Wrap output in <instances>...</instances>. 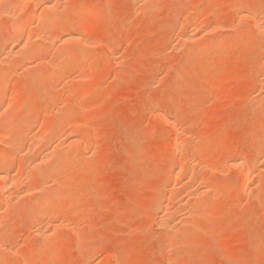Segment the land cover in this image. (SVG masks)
<instances>
[{"label":"rangeland","instance_id":"1","mask_svg":"<svg viewBox=\"0 0 264 264\" xmlns=\"http://www.w3.org/2000/svg\"><path fill=\"white\" fill-rule=\"evenodd\" d=\"M85 1L89 2L91 6ZM96 1L60 0L57 1L58 4L55 2L57 4L55 10L58 11H55V14L58 18L63 16L57 23L60 25L62 20V26L69 23L71 17L78 13V4L84 3L90 6L89 8L87 6L88 9L91 8V11L86 8V13L83 11L84 16L82 12V16L88 19L87 25H73L75 31L81 32L83 37L87 36L88 49L98 56V61L95 60L96 63L94 61V63L85 64L84 73L88 75V78L90 77L89 79H85L87 75H83L82 70L74 68L72 71L69 70L68 75L66 72L56 80L50 81V84H53L50 88L41 89L47 79L51 78L53 67L50 63L52 62L48 63L47 59L50 61L52 56H54L53 59H57L53 52L60 49L59 46L63 48L65 45L69 48L65 49L64 47L67 51L71 48L76 51L78 48L76 45L72 46L73 44L60 40H56L58 41L56 44L53 42L56 45L53 48V45H47L48 48L45 47L36 57L37 59L35 58L31 62V67L34 66L36 69L33 67L34 70L31 68L32 70L28 71L25 70V66L23 68L19 66L21 69L19 71L17 66V72L10 70L9 78H3L0 73V83L6 84L8 79L10 82V84L7 82L10 89L7 88L6 101L2 103L3 105L0 104V111H2L0 117L6 107H11V110L14 111L16 109L15 112L3 114L1 118L7 116L5 119L6 121L10 119V123L15 119L17 124L18 119L20 123L24 119L31 118L32 125H34L31 127L34 129V131L31 129V139H34L36 135L39 136H37L38 139L41 138L36 141V146L39 145L37 146L38 150L33 152L34 154L16 156L17 158L14 160L17 165L24 158L25 166L28 165L30 160L41 156L40 152L41 154L47 152L46 150H49L51 145L55 149L52 147L50 154L54 153L53 150L57 153V149L60 151L69 150V143L63 144L70 138H66L69 134H75L74 138L79 136L85 138L84 141H86V144L84 142L80 149V154L84 155L83 162L73 160V163L71 161L70 164H65L63 170L60 169L61 172L63 171L61 175L60 170L58 174L56 173L57 178L54 175V179L50 177L47 178L48 180L46 179L50 187L52 185L53 188H57L59 183L68 181L67 176H70V173L74 174L78 170L76 180L74 178L69 186L56 193L55 198L49 199V203L47 202V205H51L52 202V205L47 207L53 211V214L50 211L45 212L47 209L43 212L42 208H38V211V209L32 210L27 207L29 199L31 201L41 200L36 187L32 189L33 183L38 182L39 178L45 179L46 175L49 176L50 173L38 175V172L35 174V170L28 169V166L25 167L26 169H22L21 173L20 171L15 172L13 179L17 178V181L15 180L17 183L13 181L16 185L15 188L13 187V191L16 190L14 192L18 193L16 197L19 199L15 198L16 194H11L16 201L8 200L7 204L4 203L2 206L4 209L0 211L6 210V213L0 214L1 221L6 217L11 218L10 224L7 226L0 224V231L4 230L6 235L10 234L11 238L7 237L4 242L6 244L9 239L8 249H0V264H83L81 262L83 260L86 264H264V156L259 159V164L257 161V163L255 162V166L260 167L259 170H261L253 172L250 176L252 180L249 177V181L246 182L251 188L242 192L241 187H238L233 193L234 190L228 189L229 185L234 186L235 183L239 185L242 179L240 168L231 166L234 164V158L241 160L244 158L247 162L244 159L243 161L252 164L255 161L253 154L261 146V143H264V32L253 30L252 22L247 17L253 10H257L261 13L260 19L264 25V0H150L151 3L149 0L145 3L142 2L144 0ZM31 8V5H27L22 13H27ZM26 10L27 12H25ZM238 10H241V13ZM99 11L104 13H99ZM89 14L90 16H88ZM106 17L108 18L106 19ZM242 17L248 19L245 20ZM184 22L189 25L187 26ZM246 24L250 25L246 26ZM1 25L0 39L2 34H7L10 23L7 19H3L0 22ZM37 26L36 23L24 27L25 38L34 35L32 37L36 40L37 33L40 37L44 35L46 28L41 26H38L39 29L35 28ZM191 27L197 30L200 28V31H196L200 34L190 45L189 41L191 40H183L182 35L188 28L193 31ZM183 30L185 31L183 32ZM242 30L248 31L247 34L251 35L249 40L245 36L246 32L244 35ZM250 30H252L251 33ZM40 31L41 34L43 31L42 35ZM217 38L219 46L216 44ZM212 39L214 42L211 41ZM203 40L205 41L203 42ZM9 44L10 47L13 45L12 42ZM57 45L59 46L57 47ZM2 47L5 46L0 45V52L2 53L4 50L3 53H5L7 49ZM198 47H201L199 51ZM188 48H191L189 53H187ZM202 48H205L204 51ZM186 54H188L187 57ZM184 55L187 59L184 58ZM120 57L122 58L120 59ZM58 59L56 61L57 63L60 61L59 65L65 62L64 57ZM40 62H45L46 65L43 64V66ZM101 62L104 65H101ZM3 69L5 66L0 68V72H3ZM34 71L37 72L34 73ZM46 74H48V78ZM72 76L74 77L72 78ZM60 78L61 81L56 82ZM65 79L66 82H64ZM55 82L57 87L54 86ZM50 90L51 92H49ZM82 91H87V93ZM31 92L33 94H30ZM80 93H83V96H80ZM50 96L51 98H49ZM13 98L15 100H12ZM44 98L47 100L46 103ZM80 98L82 101L79 100ZM74 99L77 100L74 101ZM17 100L19 103H14ZM32 102L35 104L34 107L28 109V104ZM12 103L14 108L17 105L15 109ZM8 104L9 106H7ZM43 104L44 107H42ZM50 104L55 106V109ZM41 108L43 109L41 110ZM51 111L53 112L48 115ZM15 113L19 114L20 118H17ZM71 114L73 117H70ZM160 114L175 117L178 122L180 121L178 123L180 130L182 132L186 130V134L183 136L185 145L180 150H176L177 152L170 151V144L175 133L160 120V118L162 119ZM59 121L60 123L64 121L66 124L62 123L61 125ZM80 121L87 126L84 123V125L79 123ZM71 125L75 128L71 129ZM62 126H64L63 129H60ZM76 126L81 127L78 129ZM63 130L66 131L63 133ZM68 130L70 131L68 132ZM46 132L49 133L48 136L45 135ZM42 134L46 137V141L53 140L48 143L50 146L47 145ZM13 135L15 137L13 133L10 139L14 138ZM0 143L1 156L4 144ZM56 144L57 147L54 146ZM5 150L7 152L8 149ZM71 150H74L73 147ZM196 151L200 156L206 158L202 160ZM184 152L186 155H183ZM193 153H195L194 156L190 157ZM162 154L164 155L162 156ZM155 156L159 158V161L154 162L155 159H158ZM181 157L185 158L182 160ZM197 161L200 163L197 164ZM179 162L182 164L180 165ZM41 165H39V169L42 171L50 168V165ZM172 166L176 169L173 170ZM188 166L189 169H187ZM180 167H182V171L179 170ZM194 167L196 170L193 169ZM192 169L194 172H191ZM48 171L50 172V170ZM66 173L69 175L66 176ZM178 175L181 176V179ZM55 178L60 181L58 184ZM199 178L201 180L197 181ZM50 179H53L52 183ZM253 179L256 180V184ZM30 181L33 182L31 187L27 186V184L30 185ZM46 181L42 183L47 185ZM42 183L40 181V184ZM24 187L31 189H27L28 192L24 190ZM198 188L201 193H204H200L201 196L198 195L200 200L197 197L192 199V204L190 203V198H192L190 193L196 192V189L198 191ZM169 192L171 193L169 194ZM172 193H175L174 197ZM189 195L191 196L189 197ZM204 195H207V198ZM172 197L176 199L172 201ZM56 198L58 200L55 202ZM77 198L80 201H76ZM169 203L173 212L171 213L169 210V216L173 215L171 223L178 227L174 230L166 229L164 225L160 226L158 221V215L166 211ZM184 203L186 204L182 206ZM161 204L164 207V209L162 207L163 211L160 210L161 208L159 209ZM189 204L193 205L192 208L190 207L191 209ZM200 204L205 208L203 210L205 216H209L208 220L203 216L201 210L198 211ZM178 206L184 208L179 211ZM12 209L19 210L12 211ZM20 213L21 217H19ZM186 213L188 217H186ZM35 214L37 217L38 215L41 217L39 220L44 218L42 223L47 224L46 227H50V225L53 227L51 228L53 231L50 229L51 234L49 231L50 246L45 250L42 248L44 239L35 232L37 231L36 226L30 229L31 223L28 224L31 222L29 217H35ZM179 214L180 216H178ZM44 215L50 219L54 218L55 221L59 220L58 223L54 222L59 226L55 229L54 226L57 224H52L53 221ZM52 215L55 217L52 218ZM45 218L50 221V224L46 223L49 221H46ZM182 218H184V222ZM199 218L201 219L199 220ZM188 219H191L188 222H195V225L188 224L186 221ZM176 220L177 222H175ZM61 221L65 222L62 224ZM179 223L182 225H178ZM88 252L93 254L88 255ZM85 257L86 259H84Z\"/></svg>","mask_w":264,"mask_h":264},{"label":"bare ground","instance_id":"2","mask_svg":"<svg viewBox=\"0 0 264 264\" xmlns=\"http://www.w3.org/2000/svg\"><path fill=\"white\" fill-rule=\"evenodd\" d=\"M57 1H60V0H0V22L3 20V19H7L8 20V22L10 23V26H9V30L7 31V34L5 35H3L2 34V37H1V39H0V45L1 46H5V47H2L3 49H7V50H5L6 52L5 53H3V51H2V53L0 54L1 55V57H0V68L2 69V67L4 68V66H5V69H3V72H0V73H2L1 74V76L3 77V78H9V75H11L10 73V70L11 71H15L16 69H17V66H18V70L19 71H21V69H20V67L19 66H21L22 68L25 66V70H28V71H30V70H32L33 69V67L34 66H32L31 67V65L30 64H32L31 62L32 61H34L35 60V58L38 56V55H40V53L44 50V48L46 47V48H48L47 47V45L49 46V45H53L52 46V48L54 47V46H56L55 44H56V42H58L59 40L61 41V42H65V43H70V44H73L72 46H74V45H76L78 48H76V51L73 49V48H71L70 50H74V51H70V50H65V49H67L68 47H66V45L65 46H63V48L61 47V46H59V45H57V47L59 46L60 47V49H62V50H60L59 48V50L57 51H55V52H53L54 54H55V56H57V57H55V58H63L64 57V59H65V62L64 63H62V61H64L63 59H61L62 61H61V65H59V63H60V61L57 63V61L58 60H60V59H53L52 57H54V56H52L50 59V61L47 59V62L49 63V62H52V63H50L51 65H52V67H53V71H52V74H51V78H49V79H47V82H46V84H44V86L41 88V89H48V88H50L51 87V85H53V84H50L51 82L50 81H53V80H56L57 78H59V77H61L62 75H64L66 72H67V75H68V72H70L69 70H73L74 68L77 70V69H80V70H82V73H83V75H85V71H84V69H85V64L86 63H89V64H91L92 62L94 63V61L96 60V61H98V56H96L95 55V53L94 52H92V51H90V49H88V44H89V42H87L86 41V39H87V36H84V37H86L85 39H84V37H83V34L81 33V32H78V30L77 31H75V29H73V25H87L88 24V19H85L83 16H84V14L86 13V8H87V6H88V8L91 6L90 4H89V2H86L87 4H89V5H86V4H84V3H81V4H78L79 6H77V8H78V13L77 14H74L72 17H71V19H70V21H69V23H67L66 25L64 24L63 26L61 25V21H60V25H59V23H57V22H59L58 20L59 19H61V17H63V16H60V18H58V16L55 14V11H57V9L55 10V6L59 3H57ZM69 1V0H68ZM71 1V0H70ZM77 1V0H76ZM93 1V0H92ZM96 1V0H95ZM98 1V0H97ZM96 1V2H97ZM101 1V0H100ZM100 1H99V3H100ZM57 4H56V3ZM102 2V1H101ZM143 3H145V2H148V0L147 1H142ZM153 2V1H152ZM156 2V1H155ZM154 2V3H155ZM92 3V2H91ZM142 3V4H143ZM149 3H151L150 2V0H149ZM235 2L233 1V4H234ZM238 3H240V2H238ZM242 3V2H241ZM77 5V3H74V5ZM98 4V3H97ZM102 4V3H101ZM153 4V3H152ZM157 4V3H156ZM155 4V5H156ZM233 4H232V7H233ZM27 5H31L32 6V8L27 12V10L25 11V12H27V13H22V12H24V8L27 6ZM63 5V4H62ZM92 5H94L93 3H92ZM155 5H153V6H155ZM73 6V5H72ZM237 6H240V5H237ZM64 7V6H63ZM29 8V7H28ZM87 8V9H88ZM240 8V7H239ZM238 8V9H239ZM245 8V7H244ZM60 9V8H59ZM91 9V8H90ZM90 9H88V11H91ZM241 9V8H240ZM95 10V9H94ZM102 10V9H101ZM246 10V9H245ZM83 11H85V13L83 12ZM96 12H98V10H95ZM239 12L241 11V10H238ZM244 11V10H243ZM248 11V10H247ZM246 11V12H247ZM259 11V10H258ZM263 11V10H262ZM58 12V11H57ZM82 12H83V16H82ZM100 12H102V11H99V13ZM102 13H104V12H102ZM241 13V12H240ZM250 13V12H249ZM263 13V12H262ZM58 14V13H57ZM207 14V13H206ZM205 14V15H206ZM104 15V14H103ZM260 15H261V13L260 12H257V10H253L252 12H251V14H249V16H247L250 20H251V22H252V25H253V30H259V31H262V32H264V25H263V23H262V21H261V19H260ZM88 16H90V14L88 15ZM105 16V15H104ZM66 17V16H65ZM212 17V16H211ZM244 17V16H243ZM242 17V19H245L246 20V18L247 17H245V18H243ZM88 18V17H87ZM108 17H106V19H107ZM203 18H205V17H203ZM207 18V17H206ZM247 18V19H248ZM188 20H190V19H188ZM200 20V19H199ZM204 20V19H203ZM6 21V20H5ZM107 21V20H106ZM205 21V20H204ZM207 21H209V20H207ZM7 22V21H6ZM198 22V21H197ZM242 22H244V21H242ZM250 22V23H251ZM264 22V21H263ZM37 23V25L38 26H41V27H43V28H46V30H45V33H44V35H42L43 34V31H42V34H41V31H40V34L42 35L41 37L39 36V33H37L36 35L38 36V38L36 37V35H35V37L38 39H34L33 37H34V35H32V36H27L26 38H25V36H24V34H23V30H24V27L26 28V26H28V25H34V24H36ZM185 23V22H184ZM209 23V22H208ZM248 23V22H247ZM186 24V23H185ZM211 24V23H210ZM5 25V24H4ZM187 25V24H186ZM189 25V24H188ZM187 25V26H188ZM198 25V24H197ZM196 25V26H197ZM201 25V24H200ZM202 25H203V22H202ZM248 25H250V24H248ZM247 24H246V26H248ZM38 26L37 27H35V28H38ZM105 26V25H104ZM193 26V25H192ZM244 26V25H243ZM1 28H2V25L0 26ZM30 27V26H29ZM28 27V28H29ZM194 27V26H193ZM193 27H191L192 29H193ZM34 28V27H33ZM42 28V29H43ZM79 28V27H78ZM184 28V27H183ZM196 28H199V27H196ZM206 28V27H205ZM39 29V28H38ZM42 29H40V30H42ZM200 29V28H199ZM198 29V30H199ZM203 29V28H202ZM201 29V30H202ZM206 29H208V28H206ZM245 29V28H244ZM194 30H195V32H194ZM197 29H193V31H191L189 28L187 29V31H185V30H183V32L185 31L186 33L184 34V35H182V39L183 40H186V41H189V40H191V41H189L190 42V45L192 44V41L198 36V34H200V33H198V32H196V31H198ZM246 30H247V28H246ZM245 30V32H246V35H245V32L243 31V33H244V35L245 36H247L248 37V40H249V38L251 37V35L250 34H247L248 33V31H249V29H248V31H246ZM29 31V30H28ZM35 31V30H34ZM200 31V30H199ZM206 31V30H205ZM240 31H241V29H240ZM256 31V32H257ZM33 32V31H32ZM183 32H182V34H183ZM252 32V30H250V33ZM4 33V32H3ZM28 33H31V32H28ZM241 34V33H240ZM253 34V33H252ZM264 34V33H263ZM28 35V34H27ZM238 36H240V35H238ZM39 37H40V40H39ZM219 37V36H218ZM241 37V36H240ZM91 38V37H90ZM93 38V37H92ZM200 38H201V36H200ZM239 38V37H238ZM242 38V37H241ZM246 38V37H245ZM264 38V37H263ZM198 39V38H197ZM196 39V40H197ZM206 39H207V35H206ZM205 39V40H206ZM220 39H222V38H220ZM240 39V38H239ZM56 40H58V41H56ZM182 40V41H183ZM205 40H203V42L205 41ZM214 39H212L211 41H213ZM247 40V41H248ZM93 41V40H92ZM199 41V40H198ZM217 41H218V38H217V40H216V44H217ZM225 41V40H224ZM10 42H12L13 43V45H11V47H10V44L8 45V43H10ZM53 42L55 43V44H53ZM95 42V41H94ZM93 42V43H94ZM201 42V41H200ZM214 42V41H213ZM212 42V43H213ZM222 42V41H221ZM220 42V43H221ZM60 43V42H59ZM91 43V42H90ZM199 43V42H198ZM197 43V44H198ZM3 44V45H2ZM96 44V43H95ZM94 44V45H95ZM194 44V43H193ZM200 44V43H199ZM198 44V45H199ZM215 44V45H216ZM240 44V43H239ZM8 45V46H7ZM63 45V44H62ZM69 45V44H68ZM218 46H219V44H217ZM246 45H247V43H246ZM75 46V47H76ZM189 46V45H188ZM188 46H186V47H188ZM194 46V45H193ZM203 46V45H202ZM213 46V45H212ZM247 46H249V45H247ZM8 47H9V49H8ZM64 47H65V49H64ZM71 47V46H70ZM74 47V48H75ZM2 48H1V50H2ZM50 48V47H49ZM51 48V49H52ZM195 48V47H194ZM199 48L201 49V47H198V51H199ZM207 48V47H206ZM55 49H56V47H55ZM69 49V48H68ZM78 49V50H77ZM93 49V48H92ZM94 49H96V48H94ZM186 49V48H185ZM203 49V48H202ZM205 49V48H204ZM204 49L202 50V51H204ZM53 50V49H52ZM52 50H51V52H52ZM188 50L189 51H187V53H189V52H191L190 50H191V48L189 49L188 48ZM96 51V50H95ZM192 51H196V50H192ZM201 51V50H200ZM51 52H50V56H51ZM97 53V52H96ZM99 53H100V51H99ZM196 53V52H195ZM2 54H4L3 56H2ZM48 54V53H47ZM115 54H117V53H115ZM199 54V53H198ZM46 55V54H45ZM98 55V54H97ZM112 55V54H111ZM110 55V56H111ZM187 55L188 54H186V57H187ZM190 55V54H189ZM200 55V54H199ZM43 56V55H42ZM104 56V55H103ZM116 56V55H115ZM105 57V56H104ZM114 57V56H113ZM123 57V56H122ZM122 57H120V59L122 58ZM46 58V57H45ZM97 58V59H96ZM118 58V57H117ZM184 58H185V55H184ZM190 58V57H189ZM37 59V58H36ZM43 59V58H42ZM105 59H107L106 57H105ZM119 59V58H118ZM185 59H187V58H185ZM198 59V58H197ZM45 60V59H44ZM54 60V61H53ZM57 60V61H56ZM100 60V59H99ZM103 60V59H102ZM56 61V62H55ZM96 61H95V63H96ZM101 61V60H100ZM183 61V60H182ZM185 61V60H184ZM55 62V63H54ZM181 62V61H180ZM34 63H36V62H34ZM39 63V62H38ZM98 63V62H97ZM20 64V65H19ZM40 64L41 65H46V63L44 62H40ZM57 64V65H56ZM103 64V62H101V65ZM181 64H182V62H181ZM184 64V63H183ZM1 65H2V67H1ZM40 65V66H41ZM43 65V66H44ZM49 65V64H48ZM104 65V64H103ZM258 66V65H257ZM42 67V66H41ZM32 68V69H31ZM35 68V67H34ZM47 68H48V66H47ZM30 69V70H29ZM36 69V68H35ZM38 69H40V68H38ZM49 69V68H48ZM24 70V69H23ZM22 70V71H23ZM34 70V69H33ZM18 71V72H19ZM16 72H17V70H16ZM32 72V71H31ZM37 72V71H36ZM35 71H34V73H36ZM39 72V71H38ZM50 72V71H49ZM49 72H46V73H49ZM79 72V71H78ZM40 73V72H39ZM14 74H15V72H14ZM17 74V73H16ZM78 74H80V73H78ZM73 75V74H72ZM87 75V74H86ZM85 75V76H86ZM208 75V74H207ZM0 76V77H1ZM17 76V75H16ZM38 76H39V74H38ZM45 76V75H44ZM44 76H43V78H44ZM69 76H70V74H69ZM69 76H67V77H69ZM82 75H80V77H81ZM102 76V75H101ZM46 77L48 78V74H46ZM64 77V76H63ZM71 77V76H70ZM69 77V78H70ZM74 76H72V78H73ZM29 78V77H28ZM33 78V77H32ZM42 78V79H43ZM72 78H71V80H72ZM82 78H84V76H82ZM89 79L88 78V75H87V77H85V79ZM39 79V78H38ZM37 79V80H38ZM46 79V78H45ZM63 79V78H62ZM3 80V79H2ZM13 80H14V78H13ZM40 80H41V78H40ZM68 80V79H67ZM84 80V79H83ZM12 81V80H11ZM26 81V80H25ZM43 81V80H42ZM59 81H61V78L60 79H58V81H56V82H59ZM263 81V80H262ZM10 84V82H9V79L6 81V84L5 83H0V104H2L4 101H6V99H5V96H6V93H7V88H9L8 86H7V84L8 83ZM13 82V81H12ZM11 82V83H12ZM56 82H55V84H54V86H56ZM64 82H66V79H65V81ZM63 82V83H64ZM69 82H70V80H69ZM261 82V81H260ZM33 83V85H34V81L32 82ZM40 83V82H39ZM38 83V84H39ZM59 84V83H58ZM57 84V85H58ZM73 84V83H72ZM264 84V83H263ZM6 85V86H5ZM41 85H43V83H41ZM70 85V84H69ZM68 85V86H69ZM36 86V85H35ZM67 86V85H66ZM71 86V85H70ZM57 87V86H56ZM55 87V88H56ZM58 87H59V85H58ZM74 87V86H73ZM72 87V88H73ZM13 88V87H12ZM70 88V87H69ZM10 89V88H9ZM17 89V88H16ZM57 89V88H56ZM71 89V88H70ZM74 89V88H73ZM79 90H83V89H79ZM12 91V90H11ZM33 91V90H32ZM41 91V90H40ZM39 91V92H40ZM70 91V90H69ZM75 91V90H74ZM9 92V91H8ZM16 92H17V90H16ZM37 92V91H36ZM49 92H51V90L49 91ZM79 92V91H78ZM83 92V91H82ZM85 92V91H84ZM83 92V93H84ZM12 93H13V91H12ZM71 93V92H70ZM74 93V92H73ZM72 93V94H73ZM82 93V94H83ZM85 93H87V91L85 92ZM89 93V92H88ZM30 94H33L32 92L30 93ZM45 94H47V93H45ZM75 94V93H74ZM81 94V93H80ZM80 95V96H83V95ZM13 95V94H12ZM15 95H16V93H15ZM15 95L13 96L14 98H15ZM236 95V94H235ZM10 96H11V94H10ZM32 96V95H31ZM35 96V95H34ZM69 96V95H68ZM72 96V95H71ZM88 96H90V95H88ZM7 97V96H6ZM8 97H9V95H8ZM75 97H76V95H75ZM86 97V96H85ZM12 99V100H15V99ZM49 98H51V96L49 97ZM68 98H70V97H68ZM77 98V97H76ZM9 99V98H8ZM17 99V98H16ZM45 99V98H44ZM53 99V98H52ZM62 99V98H61ZM71 99V98H70ZM82 99H84L83 97H82ZM82 99L80 98L79 100H81L82 101ZM12 100H11V102H12ZM37 100V99H36ZM46 100V99H45ZM44 100V101H45ZM51 100V99H50ZM69 100V99H68ZM68 100H66V101H68ZM75 100H77V99H74V101ZM78 100V101H79ZM31 101V100H30ZM77 101V102H78ZM18 102V100L15 102L14 101V103H17ZM40 102V101H39ZM47 102V100L45 101V103ZM72 102H73V100H72ZM80 102V101H79ZM10 103V102H9ZM19 103V102H18ZM17 103V104H18ZM44 103V104H45ZM75 103V102H74ZM5 104V103H4ZM40 104V103H39ZM44 104H43V106L42 107H44ZM61 104V103H60ZM158 104V103H157ZM3 105V104H2ZM11 105V104H10ZM12 105H13V103H12ZM34 103L32 102V103H29L28 104V109H32L33 107H34ZM51 105V104H50ZM159 105V104H158ZM7 106H9V104L7 105ZM52 106V105H51ZM58 106V105H57ZM81 106V105H80ZM16 107H17V105H16ZM15 107V108H16ZM40 107H41V105H40ZM53 107V106H52ZM55 107V106H54ZM53 107V109H55ZM59 107V106H58ZM62 107V106H61ZM78 107V106H77ZM13 108H14V105H13ZM14 108V109H15ZM18 108H19V105H18ZM159 108V107H158ZM36 109V108H35ZM43 108H41V110H42ZM58 109V108H57ZM62 109H63V107H62ZM4 110V112L1 114V117H2V115L4 114V115H7V114H9V113H11V111L13 112L14 110L12 109L11 110V107H6V109H3ZM19 110H20V108H19ZM77 110H80V109H77ZM157 110V109H156ZM158 110H160V109H158ZM15 111H16V109H15ZM14 111V112H15ZM47 111H49V110H47ZM0 112H2V111H0ZM45 112H46V110H45ZM45 112H43L44 114H46ZM53 111H51V112H49L48 113V115H50V113H52ZM157 112H159V111H157ZM58 113H60V112H58ZM16 114V113H15ZM164 113H163V111H162V115H163ZM12 116H13V113L11 114ZM18 115L19 114H16V116H17V118H20V117H18ZM47 115V114H46ZM161 114H160V117L162 116ZM174 115V114H173ZM63 116V115H62ZM72 116V114L70 115V117ZM180 116V115H179ZM0 117V142H2L3 144H4V148L6 147L8 150H7V152H6V148L4 149L3 148V152H4V150H5V152H4V155L2 156V154H3V152H2V154H1V156H0V182H1V185H0V211H1V209H2V206H3V204L4 203H6L8 200H12L13 199V197L15 196V198H17V199H19L18 197H16L17 196V194L14 192V191H16V190H14L13 191V187L15 188V184H14V182L13 181H17V178L15 179H13V177L15 176V174L18 172V171H20V173L22 172V169H26L25 167H29L28 169H30V168H32V169H34L35 170V174H36V172H38L37 174L39 175H45V174H48V173H50L49 174V176L48 175H46V178L44 179L42 176V178H39V181L37 182H35V183H33L32 181H30V185H28L27 184V186H29V187H31V186H33L32 187V189H34L35 187V189H37V191H38V193L40 194V196H41V200H39V201H37V200H30L29 199V202H28V208L29 209H32V210H34V209H38V208H42L41 210H43V212L45 211V209H47L45 212H49L50 211V213H52L53 214V211H51V210H49V207H47V206H49V205H47V202L49 203V199H51L52 197L53 198H55V194L56 193H58L59 191H62L64 188H66L67 186H69V184L72 182V180L76 177V175L78 174V170L77 171H75V173L74 174H71L70 173V176H67V175H69V174H67L66 173V176L69 178L68 179V181H64L62 184H60L59 183V185H58V187L57 188H53L52 187V185H51V187H50V185H49V182L48 181H46V179L48 178V177H50V178H53L54 179V175H56V173L58 174L59 173V170L61 169V170H63V167L65 168V164H67V163H69V162H71L72 161V163H73V160H78L79 162H83V157H84V155H83V153L82 154H80L81 153V148H82V146H83V144H84V142H85V144H86V141H84V139L85 138H82V137H77V138H74L75 136V134L74 135H70L69 134V136H67L66 134H68V133H66L65 135L67 136L66 138L68 139V137H70L68 140H65L64 141V138L61 136V138L63 139V141H64V143L63 144H66V143H69V150L68 149H66V150H64V151H60V150H58L57 149V153H55V151L53 150V152L54 153H51L50 154V150L52 149V147H53V145H51V147H50V149L49 150H46L45 148V150L47 151V152H44V154H43V152H42V154H41V152L39 153L41 156H37L36 158H34V159H32V160H30V163H28V165H26L25 166V163L24 162H26V160H25V158H24V160L22 161V159H20L22 162L20 163H18V165L15 163V158H17L16 156H18V155H22V154H34L33 152H35V150L37 149V146L39 145H37L36 146V144H37V140H40V139H38V135H36V136H34V139L32 138L31 139V135L30 134H32L31 133V129L34 131V129L33 128H31V127H33L34 125H32L33 124V120L31 119V118H27V119H24V120H22V121H20V123H19V119H18V124L16 123V121L17 120H12V123H10L11 122V120L10 119H8V121H6V117L7 116H5L4 118H1ZM61 117V116H60ZM59 117V118H60ZM73 117V116H72ZM11 118V117H10ZM56 118V117H55ZM58 118V119H59ZM5 119V120H4ZM12 119H13V117H12ZM9 120H10V122H9ZM158 120H159V117H158ZM160 120H162V122H164V124H166L167 126H169V128H171V130H173L174 131V133H175V135H174V140L172 139V143L170 144L171 146H170V151L171 152H174V151H176V150H180L181 148H183V146L185 145V142H184V140H183V136H184V134H186V130L184 131L183 130V132L180 130V125L178 124L179 122H178V119H176L175 117H172V116H162V119L160 118ZM15 121V122H14ZM37 121V120H36ZM48 121V120H47ZM55 121V120H54ZM53 121V122H54ZM62 121V120H61ZM68 121H69V119H68ZM9 122V123H8ZM35 122V121H34ZM43 122V121H42ZM52 122V121H51ZM55 122H57V121H55ZM36 123V122H35ZM41 123V122H40ZM62 123H64V124H66V122H61L60 123V121H59V124H61L62 125ZM71 123V122H70ZM69 123V124H70ZM79 123H82V121H80ZM78 123V124H79ZM84 123V122H83ZM82 123V124H83ZM57 124V123H56ZM58 124V125H59ZM75 124H77V123H75ZM85 124V123H84ZM83 124V125H84ZM90 124V123H89ZM88 124V125H89ZM68 125V124H67ZM86 125V124H85ZM47 126V125H46ZM45 126V127H46ZM60 126V125H59ZM72 126V125H71ZM87 126V125H86ZM48 127V126H47ZM56 127H57V125H56ZM63 127L64 126H62V127H60V129H63ZM76 127H78V129H80V127L81 126H76ZM89 127V126H88ZM75 127H73L72 126V128L71 129H74ZM84 128H85V126H84ZM84 128H82V129H84ZM92 128V127H91ZM183 128V127H182ZM45 129H48V128H45ZM53 129H54V127H53ZM52 129V130H53ZM68 129H69V126H68ZM42 130V129H41ZM50 130V129H49ZM45 131V130H44ZM64 131H66V130H63V133H64ZM70 130H68V132H69ZM43 132V131H42ZM56 132H57V128H56ZM55 132V133H56ZM59 132V131H58ZM86 132V131H85ZM15 134V137H14V135H13V139H10V136H12V134ZM45 133V132H44ZM54 133V132H53ZM62 133V132H61ZM62 133V134H63ZM189 133V132H188ZM187 133V134H188ZM35 134V133H34ZM36 134H37V132H36ZM39 134H41V132H39ZM49 134V133H48ZM48 134H47V132H46V134L45 135H47L48 136ZM72 134H73V132H72ZM43 135V134H42ZM42 135H40L41 137H42ZM51 136H52V134H50ZM49 135V136H50ZM64 135V136H65ZM77 135V134H76ZM80 135V134H79ZM89 135V134H88ZM38 136V137H37ZM57 136H59V135H57ZM73 137V139H72V137ZM186 136V135H185ZM53 137H55V136H53ZM52 137V138H53ZM87 137V136H86ZM48 138V137H47ZM52 138H50V139H52ZM58 138V137H57ZM60 138V137H59ZM65 138V139H66ZM185 138V137H184ZM43 139H45V141H46V137H44V135H43ZM49 139V140H50ZM54 139V138H53ZM62 139H61V142H63L62 141ZM88 139H90V138H88ZM58 140V139H57ZM56 140V141H57ZM60 140V139H59ZM42 141H44V140H42ZM53 141V140H52ZM52 141H46L47 142V145H49L48 143H51ZM92 141V140H91ZM40 143H41V141H39ZM57 143H59V142H57ZM168 143V142H167ZM204 143V142H203ZM1 144V143H0ZM61 144V143H60ZM62 144V145H63ZM61 145V146H62ZM90 145V144H89ZM50 146V145H49ZM55 147H57V144L56 145H54ZM191 146V145H190ZM66 147V146H65ZM71 147H73V149L74 150H71ZM88 147V146H87ZM40 148V147H39ZM47 148H49L48 146H47ZM54 148V147H53ZM85 148V147H84ZM88 148H90V146L88 147ZM43 149V150H44ZM55 149V148H54ZM86 149V148H85ZM162 150H163V148H161ZM38 150V149H37ZM36 150V151H37ZM159 150H160V148H159ZM183 150V149H182ZM189 150H190V148H189ZM189 150H187L188 151V153H189ZM194 150V149H193ZM167 151V150H166ZM186 151V152H187ZM192 151V150H191ZM83 152V151H82ZM88 152V151H87ZM177 152V151H176ZM186 152H184L185 154H183V155H186ZM198 152H199V150H198ZM197 151H196V153H198ZM207 152V151H206ZM165 154H166V152H164ZM179 153H181L180 151H179ZM188 153H187V155H188ZM55 154V155H54ZM160 154V153H159ZM178 154V153H177ZM194 154L195 153H193V154H191V156L190 157H192V155L194 156ZM204 154V153H203ZM206 154V153H205ZM24 155V156H25ZM87 155V154H86ZM164 154H162V156H163ZM180 155H182V154H180ZM189 155H190V153H189ZM198 155H199V153H198ZM207 155H209V154H207ZM207 155H205V156H207ZM254 155V164L252 163V164H250V163H246L247 161H246V159H244L245 161H243V159L241 160L240 158L238 159L237 157V159H235L234 158V160H233V163L234 164H232V161H231V164H229V165H231V166H234V167H236V168H240V170L242 171V179H241V181H240V184L239 185H237V183H235V185L234 186H232V185H229L228 186V189L229 190H234V191H232V193L233 192H235L236 190L235 189H238V187H241V189H242V192H245V191H247V189L248 188H251V187H249L248 185H249V183H248V185H247V180L249 181V179L251 178L250 176H252L251 174L254 172H258V170H259V168L257 167V166H255L256 165V163L259 161V159L260 158H262V156H264V143L262 144L261 143V146L255 151V153L253 154ZM29 156V155H28ZM200 156V155H199ZM21 157V156H20ZM27 157V156H26ZM156 157V156H155ZM177 157V156H176ZM207 157H209V156H207ZM29 158V157H28ZM27 158V159H28ZM156 158H158V157H156ZM182 158V160L185 158H183V157H181ZM186 158H188V157H186ZM200 158H202V160L203 159H205L206 157H202V156H200ZM210 158V157H209ZM191 159V158H190ZM212 159V158H211ZM193 160V159H192ZM195 160V159H194ZM197 160V159H196ZM195 160V161H196ZM17 161V160H16ZM29 161V160H28ZM156 161H159V158L158 159H155V161L154 162H156ZM175 161V160H174ZM181 161V160H180ZM189 161V160H188ZM209 161V160H208ZM257 161V162H256ZM163 162V161H162ZM186 162V161H185ZM192 162V161H191ZM252 162V161H251ZM256 162V163H255ZM71 163V164H72ZM171 163V162H170ZM175 163V162H174ZM180 163V162H179ZM197 164H199L198 163V161L196 162ZM207 163V162H206ZM41 164H47V165H50V168H48L46 171L44 170V171H42V170H40L39 169V165H41ZM70 164V163H69ZM182 163H180V165H181ZM192 164V163H191ZM193 164H194V161H193ZM196 164V165H197ZM204 164H205V162H204ZM211 164V163H210ZM258 164H259V162H258ZM257 164V165H258ZM47 165H45V166H47ZM64 165V166H63ZM172 165H173V163H172ZM177 165V164H176ZM189 165V164H188ZM217 165V164H216ZM42 166V165H41ZM40 166V167H41ZM44 166V167H45ZM183 166H184V164H183ZM182 166V167H183ZM190 166V165H189ZM189 166H188V168L187 169H189ZM213 166V165H212ZM70 167V169H71V165L69 166ZM69 167H67V168H69ZM173 167V166H172ZM182 167H180V171H182L181 169H182ZM197 167V166H196ZM200 167V166H199ZM184 168V167H183ZM213 168H215V166H213ZM261 168H263V167H261ZM45 169H46V167H45ZM74 169V168H73ZM88 169V168H87ZM174 169H176V168H174L173 167V170ZM193 169H195V167L193 168ZM193 169H192V171L191 172H194L193 171ZM33 170V171H34ZM48 170H50V172L48 171ZM61 170H60V175H61V173L63 172H61ZM178 170V169H177ZM196 170V169H195ZM197 170H198V168H197ZM261 170V169H260ZM259 170V171H260ZM176 171V170H175ZM263 171V170H262ZM16 172V173H15ZM25 172V171H24ZM23 172V173H24ZM26 172H27V170H26ZM189 172V171H188ZM200 172V171H199ZM199 172H197V173H199ZM86 174V173H85ZM176 174H177V172H176ZM180 174V173H179ZM186 174H187V172H186ZM185 174V175H186ZM190 174V173H189ZM258 174V173H257ZM261 174V173H260ZM23 175H26V174H23ZM37 175V176H38ZM53 175V177H51ZM188 175V174H187ZM192 175V174H191ZM191 175H190V177H191ZM18 176V175H17ZM19 176H21V175H19ZM31 176V175H30ZM36 176V175H35ZM62 176H64V175H62ZM66 176H64V177H66ZM179 177H180V179H181V176L180 175H178ZM193 176V175H192ZM56 178H57V175L55 176ZM58 177H60L61 178V176H59L58 175ZM63 177V179H65ZM176 177V176H175ZM188 177H189V175H188ZM250 177V178H249ZM19 178V177H18ZM55 178V179H56ZM178 178V177H177ZM33 179V178H32ZM42 179V180H41ZM47 182L46 184L47 185H49V186H47V185H44L45 183H42V182H45L44 180ZM53 179H50V182H51V180H53ZM176 179V178H175ZM194 179V178H193ZM193 179H190V180H193ZM216 179V178H215ZM254 179H256V178H254ZM254 179H253V181H254ZM257 179H259V178H257ZM256 179V180H257ZM20 180V179H19ZM48 180V179H47ZM57 180V179H56ZM61 180V179H60ZM75 180H76V178H75ZM199 180H201V178H199L197 181H199ZM233 180H235V179H233ZM250 180H252V178L250 179ZM256 180L254 181V183L256 182ZM260 180H262V179H260ZM15 181V182H16ZM40 181H41V183L42 184H40ZM58 181L59 180H57V184H58ZM196 181V182H197ZM24 182V181H23ZM60 182V181H59ZM62 182V181H61ZM192 182V181H191ZM260 182V181H259ZM258 182V183H259ZM17 183V182H16ZM25 183V182H24ZM23 183V184H24ZM28 183V182H27ZM32 183H33V185H32ZM52 183V182H51ZM50 183V184H51ZM56 183V182H55ZM193 183V182H192ZM20 184V183H19ZM188 184V183H187ZM228 184H230V183H228ZM234 184V183H233ZM256 184V183H255ZM261 184H262V182H261ZM14 185V186H13ZM18 185V184H17ZM56 185V184H55ZM164 185V184H163ZM190 185V184H189ZM201 185H202V183H201ZM200 185V186H201ZM223 185V184H222ZM253 185V184H252ZM251 185V186H252ZM259 185V184H258ZM258 185H255V186H258ZM54 186V185H53ZM19 187V186H18ZM17 187V188H18ZM210 187V186H209ZM16 188V189H17ZM20 188H23V187H20ZM25 188V187H24ZM224 188V187H223ZM257 188V187H256ZM27 189H31V188H25L24 190H27ZM199 189L200 188H198V191H197V189H196V192L194 193V192H192V193H190V194H192V198H190V203H192V199H195L196 197L198 198V195L199 196H201V194L202 193H204V192H200L199 191ZM202 189H204V188H202ZM205 189H207V188H205ZM226 189V188H225ZM228 189H226V190H228ZM19 190V189H18ZM226 190H224V191H226ZM21 191H22V189H21ZM28 191V190H27ZM164 191V190H163ZM176 192H177V189L175 190ZM204 191V190H203ZM20 192V191H19ZM29 192V191H28ZM171 192H173V190H171ZM171 192H169V194L171 193ZM205 192H206V190H205ZM208 192V191H207ZM210 192H211V190H210ZM16 194V195H14L13 197H12V195L11 194ZM21 193V192H20ZM27 193V192H26ZM37 193V192H36ZM37 193V194H38ZM201 193V194H200ZM227 193V192H226ZM30 194V193H29ZM163 194V193H162ZM165 194H167L166 192H165ZM173 194V197H174V194L175 193H172ZM11 195V196H10ZM21 195V194H20ZM208 195V194H207ZM206 195V196H207ZM29 196V195H28ZM165 196V195H164ZM172 196V195H171ZM178 196V195H177ZM191 195H189V197H190ZM205 195H204V197L205 198H207ZM209 196V195H208ZM81 197H83V196H81ZM169 197V196H168ZM172 197V201H174V199H176V198H173ZM179 197V196H178ZM177 197V198H178ZM21 198V200H23L22 199V197H20ZM28 198H30V196L28 197ZM36 199H37V197H35ZM52 198V199H53ZM78 198H80V197H78ZM77 198V199H78ZM76 199V201H80V199H78L77 200ZM171 199V198H170ZM169 199V200H170ZM199 199V198H198ZM203 199V198H202ZM56 200H58L57 198L55 199V202H56ZM81 200H83V199H81ZM84 200H86V199H84ZM200 200V199H199ZM12 201H16L15 199H13ZM11 201V202H12ZM72 201H73V199H72ZM88 201V200H87ZM86 201V202H87ZM184 201V200H183ZM186 202H187V200H185ZM21 202V201H20ZM51 202V201H50ZM189 202V201H188ZM194 202V201H193ZM200 202V201H199ZM23 203V202H22ZM71 203V202H70ZM81 203V202H80ZM89 203V202H88ZM172 203V202H171ZM7 204V203H6ZM13 204V203H12ZM58 204V203H57ZM57 204H55L56 206H57ZM76 204V203H75ZM86 205H87V203H85ZM164 204V203H163ZM163 204H161V207H159V209L160 210H162V207H163ZM166 204V203H165ZM164 204V205H165ZM186 203H184L182 206H184ZM193 204V203H192ZM196 204H197V202H196ZM23 205V204H22ZM51 205H52V202H51ZM50 205V206H51ZM59 205V204H58ZM70 205V204H69ZM74 205V204H73ZM179 205V204H178ZM190 205V204H189ZM201 206L199 207V209H198V211L199 210H201V212H203V216H205V212H204V210L203 209H205L203 206H202V204H200ZM8 206H10V205H8ZM18 206V205H17ZM26 206V205H25ZM72 206V205H71ZM75 206V205H74ZM73 206V207H74ZM170 203H169V205H168V207H169V209H168V207H167V209H166V211H163V213H161L160 215H158V217H159V225L161 226H165L166 227V229L168 228V229H173L174 230V228H178V227H175V226H173V224L171 223V221L173 220V218H172V216L173 215H171V216H169L170 215V211H171V209H170ZM181 206V208H184V207H182ZM191 206H193V205H190L189 206V208L191 207ZM63 207V206H62ZM179 207V211H181V208H180V206H178ZM203 207V208H202ZM16 208H18V207H16ZM23 208V207H22ZM27 208V209H28ZM192 208V207H191ZM190 208V209H191ZM202 208V209H201ZM4 209V208H3ZM2 209V210H3ZM25 209V208H24ZM28 209V210H29ZM52 209V208H51ZM57 209H58V207H57ZM163 209H164V207H163ZM174 209V208H173ZM14 210H17V209H12V211H14ZM19 210V209H18ZM17 210V211H18ZM26 210V209H25ZM68 210V209H67ZM160 210H159V213H160ZM170 210V211H169ZM189 210V209H188ZM6 211V210H5ZM5 211H2V212H5ZM38 211H39V209H38ZM57 211V210H56ZM183 211V210H182ZM186 211H187V208H186ZM192 211V210H191ZM190 211V212H191ZM208 211V210H207ZM2 212H0V214L2 213ZM22 212H23V210H22ZM26 212H28V211H26ZM30 213H31V211H29ZM55 212V211H54ZM58 212V211H57ZM56 212V213H57ZM76 212V211H75ZM78 212V211H77ZM76 212V213H77ZM176 212H178V211H176ZM6 213V212H5ZM41 213H42V211H41ZM80 213V212H79ZM171 213H173L172 211H171ZM181 213V212H180ZM193 214H194V212H192ZM197 213V214H196ZM196 215L198 216L199 214H198V212L196 211ZM209 213H211L210 211H209ZM32 214H33V212H32ZM38 214H39V212H38ZM45 214V213H44ZM67 214V213H66ZM176 215L178 214V213H175ZM191 214V213H190ZM208 214V212L206 213V215ZM211 214H213V213H211ZM210 214V215H211ZM20 215H22L21 213L19 214V217H21ZM31 215V214H30ZM51 215V214H50ZM55 215V214H54ZM54 215H52L51 217L53 218V217H55ZM79 215V214H78ZM186 217H188V214L186 213ZM200 215H202V214H200ZM33 216H34V214H33ZM33 216H30L29 217V220L31 221V222H28V224H30V229H31V227H35L36 229H37V231H35V232H37L38 233V235L41 237V238H43L44 239V241H43V250H45L46 248H48L49 246H50V243H51V239H50V236H49V231H53V229H51V228H53L52 227V225H50V227L48 226V227H46L47 226V224L45 225L44 223H42V221L44 220V218H42L43 220H39L41 217L38 215V217L36 216V214H35V217H33ZM45 216V215H44ZM68 216V215H67ZM69 216H70V214H69ZM72 216V215H71ZM178 216H180V214L178 215ZM191 216H192V214H191ZM22 217H24V216H22ZM40 217V218H39ZM45 217H47V216H45ZM74 217H76V216H74ZM177 217V216H176ZM206 217V219L208 220L209 219V216H205ZM210 217H213V216H210ZM47 218H49V220H52L53 221V223L52 224H54V222H57L58 223V221L56 220H53V219H50V217H47ZM62 218V217H61ZM73 218V217H72ZM78 218V217H77ZM80 218V217H79ZM189 218H191L190 216H189ZM25 219V218H24ZM57 219H58V217H57ZM66 219H68V218H66ZM175 219V218H174ZM177 219V218H176ZM187 219V218H186ZM193 219V218H192ZM201 218H199V220H200ZM16 220H18V219H16ZM20 220V219H19ZM26 220V219H25ZM45 220H46V218H45ZM49 220H46V221H49ZM64 220V219H63ZM62 220V221H63ZM69 220V219H68ZM72 220V219H71ZM189 220H191V219H188V220H186L187 222L189 221ZM196 220V219H195ZM1 221V220H0ZM10 221H11V218H8V217H6V218H4L3 219V221H1V223L0 224H2V225H4V226H7L8 224H10ZM27 221V220H26ZM45 221V222H46ZM62 221H61V223H62ZM182 221L184 222V218H182ZM193 221V220H192ZM65 222V221H64ZM63 222V223H64ZM69 222V221H68ZM67 222V223H68ZM71 222V221H70ZM175 222H177V220L175 221ZM175 222H173V223H175ZM181 222V221H180ZM182 222V223H183ZM186 222V223H187ZM198 222V221H197ZM200 222V221H199ZM20 223V222H19ZM25 224H27L26 222H24ZM46 223H49L50 224V221L49 222H46ZM57 223H55V224H57ZM60 223V222H59ZM61 223H60V225H61ZM62 223V224H63ZM189 223H193V222H188V224ZM33 224V225H32ZM54 224V225H55ZM181 223H179L178 225H180ZM194 225H195V222L193 223ZM193 224H191V225H193ZM45 225V226H44ZM68 225V224H67ZM175 225V224H174ZM182 225V224H181ZM198 225V224H197ZM28 226V225H27ZM59 225L57 224L56 226H54L55 227V229L58 227ZM62 227H64L63 225H61ZM76 226V225H75ZM74 226V228H76ZM66 227V226H65ZM182 227V226H181ZM187 227H190V226H187ZM5 228H7V227H5ZM32 228V229H33ZM61 228V227H60ZM164 228V227H163ZM180 228V227H179ZM196 228V227H195ZM51 229V230H50ZM72 229H73V227H72ZM71 229V230H72ZM1 230H2V228H1ZM59 230V229H58ZM75 230V229H74ZM175 230H177V229H175ZM33 231H34V229H33ZM52 231L50 232V234L52 233ZM164 231V230H163ZM1 233H0V249L2 250L3 248H5L6 250L8 249V244L10 243H8V241H9V239H7L8 241H7V243L5 244L4 242H6V238L7 237H9L10 236V234H8V235H6V232H4V230H2V231H0ZM2 232H3V234H2ZM8 232V231H7ZM77 232V231H76ZM170 232V231H169ZM176 232V231H175ZM55 233V232H54ZM60 233H62V232H60ZM166 233H168L167 231H166ZM57 234V233H56ZM178 234V233H177ZM78 235V234H77ZM81 235V234H80ZM37 236V235H36ZM10 238V237H9ZM11 239V238H10ZM57 241V240H56ZM42 242V241H41ZM6 245H7V248H6ZM5 246V247H4ZM4 249V250H5ZM9 249H11V248H9ZM34 249H37V248H34ZM5 250V251H6ZM12 250V249H11ZM30 251V250H29ZM96 252H97V250H96ZM95 252V253H96ZM24 253V252H23ZM37 253V252H36ZM90 253H92V252H90ZM89 252H88V255L90 254ZM86 255V257H88V259H89V256L87 255V253H85ZM93 254V253H92ZM25 255V254H24ZM83 257H84V255H83ZM83 257H82V260H83ZM86 257L84 258V259H86ZM28 258H29V256H28ZM42 259V258H41ZM45 259V258H44ZM81 260V259H80ZM85 260H83V261H81V262H83V264H86V262H84ZM3 262V261H2ZM40 262V261H39ZM88 263H90V261H88ZM110 263H112V262H110ZM42 264V263H41Z\"/></svg>","mask_w":264,"mask_h":264}]
</instances>
